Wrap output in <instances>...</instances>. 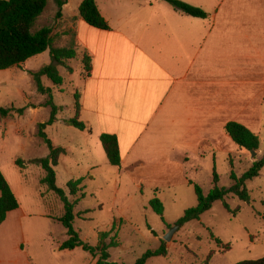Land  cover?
I'll return each instance as SVG.
<instances>
[{"label": "crops", "instance_id": "obj_1", "mask_svg": "<svg viewBox=\"0 0 264 264\" xmlns=\"http://www.w3.org/2000/svg\"><path fill=\"white\" fill-rule=\"evenodd\" d=\"M70 1L58 20L64 41L59 47L67 46L72 34L78 55L91 57V73L82 90L76 88L87 129L57 118L45 130L48 135L56 126L81 134L75 144L52 141L64 149L54 169L64 165L72 177L68 182L83 178L84 184L94 179L91 170L102 166L130 179L136 191L149 190L165 202L162 194H177L179 185L189 184L187 175L199 170L201 160L237 148L225 130L229 122L251 131L264 126V0H182L205 10L207 18L188 15L165 0H96L108 30L87 24L79 8L68 11ZM53 35L56 41L54 29ZM45 52L0 72L28 76L34 84L27 70L45 66ZM22 108L23 114L14 110L0 119V138L16 133L12 157L25 159L23 167L16 163L24 173L26 161L48 157L41 154L46 143L38 130L50 117H38L50 106ZM105 133L118 138L120 166L108 162L100 139ZM73 166L77 171L70 170ZM0 169L19 201L0 222V264H61L66 255L75 256L81 247L60 249L67 233L60 234L57 223L64 214L56 216L37 199L28 200L29 191L23 201L26 181L21 177L15 187L2 162ZM9 169L13 173V166Z\"/></svg>", "mask_w": 264, "mask_h": 264}, {"label": "rangeland", "instance_id": "obj_2", "mask_svg": "<svg viewBox=\"0 0 264 264\" xmlns=\"http://www.w3.org/2000/svg\"><path fill=\"white\" fill-rule=\"evenodd\" d=\"M81 2L82 0H71L68 11L73 8L78 10ZM58 11L57 0H49L48 6L37 22L36 29L44 26L52 27L57 33L55 45L61 46L64 41L58 32L61 28L58 25L60 19L57 16ZM69 39L68 45L73 39L72 34ZM84 55L87 54L82 53L76 58L66 60L63 64L58 65L64 78L62 85H55L46 76L42 78L43 85L52 89L53 103L59 107L57 118L62 119L63 122L75 116V93H78L76 88L82 90L86 75L82 61ZM41 58L44 60L45 66L54 63L49 51H46ZM32 72L27 70V75L32 76ZM29 79L28 76L16 79L1 71L0 105L17 108H22L27 104L49 106L47 102L50 100V95L38 91L35 81L33 84ZM51 111V106L42 110L38 119L49 118ZM27 131L29 134L30 129ZM252 131L257 132L260 136L262 153H259V149L256 155H253L251 152L240 151L238 146L237 150H231L230 154L219 151L216 153V157L211 154L201 160L199 170L190 171L187 175L188 179L199 184L204 194L207 195L214 187L213 179L216 170L219 176L218 185L229 188L232 185L230 178L232 170L241 176L254 161L260 159L264 154V126L254 128ZM78 133L80 132L77 130L67 131L65 128L58 130L56 126L48 129V135L55 143L72 139L75 144L80 140L81 134ZM3 138V136L0 138V162L15 187L18 186L17 180H20L21 177L26 181L22 184L25 188V191L22 192L23 201H26L25 193L29 191L28 200L35 198L44 205L43 209L51 211L56 216L63 215L65 212L63 200L48 185L42 183L45 176L43 167L39 163L26 161L27 168L22 173L16 164L17 157H12L17 146L16 133H10L6 140ZM41 150L44 151H41V154L49 156L50 149L47 144H44ZM19 158L23 159V163L25 162L24 158ZM231 158L233 167L230 165ZM10 165L13 166V173L9 169ZM107 166L111 167L109 164ZM70 170L77 171L74 166ZM56 173L58 187L65 191L69 201L76 202L74 228L80 232L81 238L92 246H99L102 242L101 234L113 230L103 240L109 244L112 238L116 237L115 239L119 243L117 247L108 249L111 262L135 264L149 249H158L162 242H165L168 254L152 257L146 264H201L211 251H214L212 264H236L240 261L264 257V167L258 177L246 182L252 199L250 203L240 200L233 194L227 196L226 201L230 208L232 210L239 208L236 215L228 211L224 201L218 200L213 203L210 210L201 215L200 219L190 220L183 224L179 223V220L188 209L198 204L193 185H179L177 194H174V190L162 194L165 200L163 202L164 215L160 216L150 206V201L155 196H159L149 190H146L145 193L136 191L133 182L125 176L117 174L116 169L109 170L101 166L98 170H91L90 173L94 179L87 178L82 184L83 190L77 194H72L67 185L68 180L72 178L69 175V170L61 164ZM105 181H108L109 184H106ZM42 193L46 199L42 197ZM178 224L180 227L175 231L172 239L165 240V235ZM57 229L60 234L67 233V228L61 222L57 223ZM211 232L223 243L230 244L231 249L227 251L220 249L216 241L211 238ZM67 239L68 235L65 237V240ZM74 255L72 257L66 255L61 264L71 258L75 264H95L93 261L100 259V255H92L83 248H78Z\"/></svg>", "mask_w": 264, "mask_h": 264}, {"label": "trees", "instance_id": "obj_3", "mask_svg": "<svg viewBox=\"0 0 264 264\" xmlns=\"http://www.w3.org/2000/svg\"><path fill=\"white\" fill-rule=\"evenodd\" d=\"M68 0H57L59 11L58 18L62 16V7ZM170 3L175 9L180 10L188 15L207 18L208 13L200 7L191 5L182 0H165ZM49 0H0V70H5L13 66H19L29 58L41 54L49 50L54 63L43 66L39 71L32 72L36 88L42 93L50 95V100L47 105L52 107L50 119L39 124L38 135L44 140L50 149V154L46 158L34 160L33 162L39 163L44 171L45 176L42 183L61 197L64 202L65 213L58 220L67 228L68 239L60 245V249H75L77 247L83 248L85 251L92 255H100L97 264H125L109 261L110 247H117L118 241L113 237L109 244L103 240L107 238L112 231L104 232L101 234L102 242L99 246H92L90 243L84 241L80 232L74 228L75 213L74 208L76 202L68 200L66 193L57 185V176L54 169L58 165L59 157L64 152L63 148L55 146L52 140L46 133V128L57 121V113L59 107L53 103L52 89L46 87L42 83V77L46 76L52 80L55 85H62L64 78L61 75L58 65L63 64L66 60L76 58L78 56L75 42H71L67 46H56L55 36L53 35V28L44 26L36 29L37 22L41 15L44 13ZM80 16L84 21L92 27L108 30L110 25L108 21L102 16L96 0H83L79 7ZM72 31L68 32L71 34ZM84 69L86 71L85 77L89 76L92 70L91 57L89 55L83 56ZM17 111L23 114L24 108L16 109L14 107L0 106V119L7 117L11 111ZM81 104L79 94L75 93V116L67 120V124L79 129L86 130L87 125L80 119ZM225 130L232 140L237 144L240 151H259L261 147L260 136L252 132L247 127L236 123L229 122ZM101 143L105 150L109 164L112 166H120L122 162L118 138L116 135L102 134ZM16 163L23 167L24 163L21 159L16 160ZM230 165L233 167V159H230ZM264 167V154L260 159L253 162L250 168L244 172L243 175L238 176L234 170L230 173L232 185L229 188H223L218 185L219 176L216 170L214 171V187L206 195L202 187L189 180L188 183L194 186L197 201V206L188 209L185 215L179 220V223H185L190 220L200 219L201 215L210 210L213 203L222 200L225 207L230 213L236 215L239 208L232 210L226 201L228 195H236L240 200L250 203L251 196L246 186L248 180L258 177ZM84 179L71 180L68 182V187L72 194H77L83 190ZM152 209L160 216L164 215V205L162 200L155 196L150 201ZM19 207V201L13 192L10 183L4 176L0 169V222L6 219L7 214ZM211 238L216 241L218 247L224 251L230 250L231 245L223 243L221 239L216 237L211 232ZM168 250L165 242H162L158 249H149L144 253L135 264H146L147 261L155 256H166ZM214 251H211L207 258L201 264H212ZM236 264H264V257L254 260H244Z\"/></svg>", "mask_w": 264, "mask_h": 264}, {"label": "water", "instance_id": "obj_4", "mask_svg": "<svg viewBox=\"0 0 264 264\" xmlns=\"http://www.w3.org/2000/svg\"><path fill=\"white\" fill-rule=\"evenodd\" d=\"M253 155H256V151H251ZM180 227V224H178L176 227L172 228L169 233L165 235V240L170 241L175 233V231Z\"/></svg>", "mask_w": 264, "mask_h": 264}]
</instances>
